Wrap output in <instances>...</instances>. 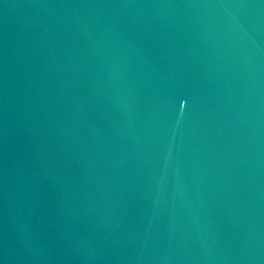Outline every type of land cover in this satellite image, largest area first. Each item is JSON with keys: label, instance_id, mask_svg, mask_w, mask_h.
<instances>
[{"label": "water", "instance_id": "95a60500", "mask_svg": "<svg viewBox=\"0 0 264 264\" xmlns=\"http://www.w3.org/2000/svg\"><path fill=\"white\" fill-rule=\"evenodd\" d=\"M0 264H264V0H0Z\"/></svg>", "mask_w": 264, "mask_h": 264}]
</instances>
